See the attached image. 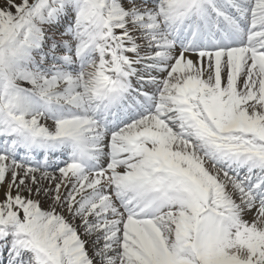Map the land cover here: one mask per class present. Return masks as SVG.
<instances>
[{"label": "snow or ice", "instance_id": "6c2138e0", "mask_svg": "<svg viewBox=\"0 0 264 264\" xmlns=\"http://www.w3.org/2000/svg\"><path fill=\"white\" fill-rule=\"evenodd\" d=\"M0 138L8 264H264V0H0Z\"/></svg>", "mask_w": 264, "mask_h": 264}, {"label": "rangeland", "instance_id": "374dc122", "mask_svg": "<svg viewBox=\"0 0 264 264\" xmlns=\"http://www.w3.org/2000/svg\"><path fill=\"white\" fill-rule=\"evenodd\" d=\"M17 3H19V0H17ZM179 51V50H178ZM177 51V52H178ZM189 55H191L192 56V54H189ZM193 55H195V54H193ZM196 56V55H195ZM157 75V79H163V78H166V76H167V73H163V74H156ZM134 79H136V78H134ZM224 80H225V82H226V75H225V77H224ZM21 83V86H22V83L23 82H20ZM24 83H26V82H24ZM132 83H133V86L134 87H137L138 85H137V83H136V81H134V80H132ZM27 84V83H26ZM28 85V87L30 86L31 87V85H29V84H27ZM24 86V85H23ZM156 88H157V86L156 85H152V84H145L144 86H143V91H153V93L156 91ZM41 123H44V124H46L47 126H49L50 128L52 127V125H53V122H52V120L51 119H48V120H46V121H41ZM3 147V142H2V138H0V148H2ZM21 155L23 154L22 153V151H21V153H20ZM68 160V155L67 154H57V155H55V156H53L52 158H51V161H50V166L48 167V171L49 172H51L54 176H56L57 178H59V176H60V172H59V169L61 168V167H64L65 166V161H67ZM107 163H108V160L107 159H103L102 160V164L106 167L107 166ZM34 166V165H33ZM23 176V173L21 172V177ZM36 176H37V179L39 180L40 179V174L39 173H37L36 174ZM11 182V175L9 174L8 175V177H7V179H6V181H5V183L3 184V185H0V202H2L3 200H4V193L8 190V185H9V183ZM41 183L45 186V187H54V183L55 182H53V181H41ZM28 185L30 186V187H36L35 185H32V182H31V179H29L28 180ZM69 189H64L63 191H68ZM229 190H231V189H229ZM16 189L15 188H13L12 189V194L13 195H16ZM21 194L23 195V196H25V197H27L28 196V193L26 192V191H23V190H21ZM34 198H36V199H39L40 200V203H41V207L44 209V210H49L50 209V207H51V199L50 198H48V197H43V196H40V197H34ZM57 212H60V213H62L63 215H65V217L70 221V222H73V223H75L77 226H78V231L82 234V238H84V239H86V240H90V238L89 237H87V236H83V228L82 227H79V225H80V220L79 219H77V220H75V221H72V218H71V216H69L68 215V213L67 212H64L61 208H57ZM254 216H255V213L254 212H247L246 213V215H245V219L246 220H248V221H252L253 219H254ZM0 247H2V246H0ZM88 250H89V253L91 254V252H92V245H91V243H89V245H88ZM25 259H27V257H25ZM5 261V263L6 264H8V259H5L4 260ZM0 264H3V261H1L0 262Z\"/></svg>", "mask_w": 264, "mask_h": 264}, {"label": "bare ground", "instance_id": "6f19581e", "mask_svg": "<svg viewBox=\"0 0 264 264\" xmlns=\"http://www.w3.org/2000/svg\"><path fill=\"white\" fill-rule=\"evenodd\" d=\"M179 49H177V51H178ZM189 58H191L192 60H197V56H195V55H193L192 54V56L191 55H189ZM134 79V78H133ZM2 258V257H1ZM2 261V259H0V262Z\"/></svg>", "mask_w": 264, "mask_h": 264}]
</instances>
